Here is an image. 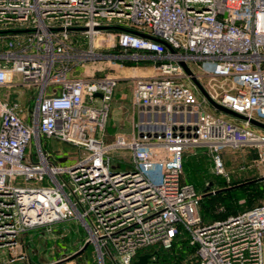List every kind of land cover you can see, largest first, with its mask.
<instances>
[{
	"label": "built area",
	"instance_id": "built-area-1",
	"mask_svg": "<svg viewBox=\"0 0 264 264\" xmlns=\"http://www.w3.org/2000/svg\"><path fill=\"white\" fill-rule=\"evenodd\" d=\"M106 31L115 57L157 62L130 93L154 128L111 143L103 129L117 78L70 74L101 55L94 37ZM25 90L29 112L11 100ZM249 119L264 124V0H0V264L25 259L14 250L23 233L65 221L84 229L96 264H133L182 233L192 264H264V203L203 224L201 195L182 180L184 156L203 148L224 180L228 148L253 150L264 176V130ZM40 139L71 145L77 159L55 164ZM111 149L128 152L127 168H111Z\"/></svg>",
	"mask_w": 264,
	"mask_h": 264
},
{
	"label": "rangeland",
	"instance_id": "rangeland-1",
	"mask_svg": "<svg viewBox=\"0 0 264 264\" xmlns=\"http://www.w3.org/2000/svg\"><path fill=\"white\" fill-rule=\"evenodd\" d=\"M97 45L94 51L100 56L74 65L70 74L75 77H116L125 89L130 90L136 77L152 76L156 70L152 66H142V60H121L115 55V34L110 31L101 32L94 37ZM147 62V61H145ZM136 66V67H135ZM135 67V68H132ZM35 95L31 90H25L16 99L27 112L33 109ZM234 121H237L234 119ZM147 122V121H146ZM161 128L169 123V119L158 118ZM117 131H124L127 125L119 122ZM159 128V129H161ZM138 125L133 127V131ZM140 130L141 127L139 128ZM145 129V128H144ZM41 149L51 150L55 164L72 163L77 159V150L73 147L57 143L53 140L40 139ZM196 155H185L182 164V179L190 180L201 188V192L209 196L198 209L201 221L210 222L230 210L229 215H235L249 206L264 203V179L261 177L260 166L255 161L254 151L247 147L223 149L220 152L224 170L228 173V180L211 171L210 157L206 150L199 149ZM26 153L36 156V146L32 139L25 149ZM122 154V155H121ZM125 155V156H123ZM128 152L111 149L109 151L111 168L122 170L128 167ZM239 185V186H236ZM226 191V192H225ZM215 219V220H216ZM205 224V223H204ZM86 232L76 221H65L48 228H37L23 233L17 240L15 252L24 255V260L16 264H96L91 245L84 240ZM264 259V240L262 243Z\"/></svg>",
	"mask_w": 264,
	"mask_h": 264
},
{
	"label": "crops",
	"instance_id": "crops-1",
	"mask_svg": "<svg viewBox=\"0 0 264 264\" xmlns=\"http://www.w3.org/2000/svg\"><path fill=\"white\" fill-rule=\"evenodd\" d=\"M110 32H113V31H110ZM115 50L118 51L119 53V50L117 47H115ZM140 63H142L141 64L142 66H150V67L152 66V68L156 70L155 66L157 62L152 58H146L144 59V62H140ZM135 67H132V68H135ZM156 73H157V70H156ZM122 84H124V82L121 83L117 80L116 85L113 88L110 99L108 101L107 117H106V121L104 124V129H103L105 143H111L116 135H123L125 137L131 136L132 134H134L133 127L137 125H138V129L135 131V133L137 131H140L139 129L140 127L141 129L142 128L143 129L144 128L145 129L154 128L148 125H143L146 123V121L152 118V115H149L147 111H145L144 108L134 107L131 104L130 93H131V87H132L133 82L130 86V90L125 89L122 86ZM17 95L18 94H14V95L12 94L11 100L16 101L18 106L26 112V109H25L26 106L24 107L23 105H20V102L16 99ZM119 122H122L124 123V125H127L126 129H122L124 131H117L118 128L116 124L118 125ZM61 144H63L64 148H65V145L66 146L68 145L66 143H61Z\"/></svg>",
	"mask_w": 264,
	"mask_h": 264
},
{
	"label": "trees",
	"instance_id": "trees-1",
	"mask_svg": "<svg viewBox=\"0 0 264 264\" xmlns=\"http://www.w3.org/2000/svg\"><path fill=\"white\" fill-rule=\"evenodd\" d=\"M67 146H69V145H67ZM184 181L191 182L194 185L195 189L200 193L201 197H200V200L198 203V209H199L201 204L205 201V198H208L209 196L204 195L201 192L202 191L201 188L197 187L196 184L193 183L192 181H190V180H184ZM250 207L251 206L247 207L246 209H248ZM243 210H245V209H243ZM243 210H241V211H243ZM229 212H230V210L226 209L225 212L217 218H224L227 215H229ZM215 219H216V217L214 216L213 220H215ZM213 220H211V221H213ZM210 222H204V223L208 224ZM186 236H187L186 233H182L181 235L177 236L174 239L172 245L167 249H164L161 247L153 249L152 247H149V248H145V249L139 251V253L149 254V253L153 252L155 255V263L156 264H161V263H165L168 261H181V260H185V261H187L188 264H192L193 258H189V257L193 253L194 248L188 244ZM85 248H86V246L84 247V249Z\"/></svg>",
	"mask_w": 264,
	"mask_h": 264
},
{
	"label": "water",
	"instance_id": "water-1",
	"mask_svg": "<svg viewBox=\"0 0 264 264\" xmlns=\"http://www.w3.org/2000/svg\"><path fill=\"white\" fill-rule=\"evenodd\" d=\"M166 47L169 48L168 45H166ZM183 68H184V70H185V72H186L187 74H190V71L187 69L186 66L183 65ZM192 80H194V78H192ZM199 89H200L201 93L205 96L204 91H203L201 88H199ZM95 95L100 96L99 93H96ZM208 102H209V104L211 105V107H212L214 110L218 111V112H221V113H223V114H226V115H228V116H230V117H234V118H244V117H242L241 115H239V114H237V113H235V112H233V111H231V110H228V109H226V108H224V107H222V106L216 104L215 102H213V101H211V100H209V99H208ZM144 109H145L147 112H149V110H150V109L147 108V107L144 108ZM249 122H250L251 125H253V126H255V127H258L259 129L264 130V124H262V123H260V122H257V121H255V120H252V119H249ZM261 178L264 179V176H262ZM236 186H239V185H236ZM85 245H86V242L84 243L83 246H85ZM147 258H148V254H142V255H139V256L137 257V259L133 262V264H146Z\"/></svg>",
	"mask_w": 264,
	"mask_h": 264
}]
</instances>
